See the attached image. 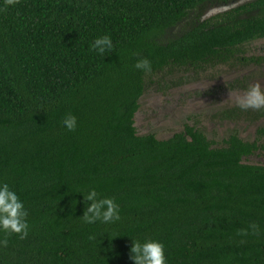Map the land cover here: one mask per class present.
<instances>
[{"label": "trees", "instance_id": "obj_1", "mask_svg": "<svg viewBox=\"0 0 264 264\" xmlns=\"http://www.w3.org/2000/svg\"><path fill=\"white\" fill-rule=\"evenodd\" d=\"M215 2L229 3L0 0V186L28 213L25 239L0 229V264H134L133 241L147 240L164 245L166 264H264V163L248 160L264 143L134 125L153 74L264 37V0L213 13ZM103 36L113 47L100 53ZM144 58L151 71L135 67ZM92 189L119 220L84 222Z\"/></svg>", "mask_w": 264, "mask_h": 264}, {"label": "rangeland", "instance_id": "obj_2", "mask_svg": "<svg viewBox=\"0 0 264 264\" xmlns=\"http://www.w3.org/2000/svg\"><path fill=\"white\" fill-rule=\"evenodd\" d=\"M244 1L246 0H228L229 3ZM220 3L222 2L210 5V8H213V13ZM263 46L264 39L255 41L253 45L255 53L264 52L259 49ZM186 67L187 70L175 71L181 67L174 66L169 72L166 68L164 72L153 74L147 80L146 91L140 98L139 109L134 117V125L138 133L152 132L157 138H165L174 132L183 130L184 125L190 124L200 128L209 140L220 143L234 127L233 125L242 134L241 136H245L248 140H252L257 127L264 128V118L254 121L244 113L237 116L223 115V113H229V110L239 107L230 93L242 95L246 91L241 88H232L227 84L234 75L239 76L241 73L246 76L245 70H243L244 66L231 63L219 64L207 68L204 72L196 74L195 77H193L195 75L192 72L193 69H190L192 67ZM250 77L255 78L261 84V91L264 92V71L253 69V74ZM183 79H187L186 86L176 88ZM178 82L179 85H176ZM168 85L173 88L166 91ZM157 111L166 112L155 113ZM248 160L252 163L255 160L262 161L260 157L257 159L248 157Z\"/></svg>", "mask_w": 264, "mask_h": 264}, {"label": "clouds", "instance_id": "obj_3", "mask_svg": "<svg viewBox=\"0 0 264 264\" xmlns=\"http://www.w3.org/2000/svg\"><path fill=\"white\" fill-rule=\"evenodd\" d=\"M4 3L6 6H14L19 3V0H4ZM92 47L100 53H104L106 49H112L113 45L109 36H103L95 39ZM135 67L146 72L151 71V63L146 58L137 61ZM230 96L243 110H260L264 108V92L261 91L259 82L250 85L242 95L230 93ZM62 123L69 131H74L77 127L76 117L71 114L67 115ZM83 197L85 210L82 219L85 223L92 224L98 220L103 223H111L120 219L119 206L113 199H99L95 189L83 194ZM27 215L28 213L17 194L10 190L6 183L0 186V229H3L6 233H15L19 235L20 239H25L28 235ZM249 229L253 234H259L260 230L257 224L249 225ZM249 229H240L237 235L247 236ZM243 242L241 241V243ZM0 244L7 247V239L0 241ZM130 252V258L134 261V264H166L164 245L158 241L147 240L143 244L133 241Z\"/></svg>", "mask_w": 264, "mask_h": 264}, {"label": "flooded vegetation", "instance_id": "obj_4", "mask_svg": "<svg viewBox=\"0 0 264 264\" xmlns=\"http://www.w3.org/2000/svg\"><path fill=\"white\" fill-rule=\"evenodd\" d=\"M239 3H241V2L220 3L217 5L218 6L217 8L220 10H223V9L225 10L226 6H228V8H230L233 5H238ZM262 39H264V37L250 40V41H248L242 45L233 46V47H231L230 52H225L223 56L218 54L217 57L213 58L212 59L213 63H208L207 65H202V66L197 67V68L191 66L192 68H190V69H193L194 71L192 70V72L195 74V75H193V77L197 76L196 74H200V73L204 72L207 68H212V67H215L219 64H221V65L227 64V63H231L232 65L238 64V65L244 66L243 70H245L246 76H243V74H241V73H239V76L234 75L233 78L227 82V84H228V86H230L232 88H241V89L247 90L249 88V86L253 84V82H255V83L257 82L255 78L250 77L251 74H253V69L254 70L261 69L264 71V52L255 53V51L253 49V45L255 44V41L262 40ZM259 49L264 51V46L260 47ZM256 52H259V51H256ZM179 70H187V69L181 67L180 69L175 70V71H179ZM242 80H243V82H242ZM263 80H264V78H263ZM186 83H187V79H183V81L180 83V85H179V82H178V84H176V85H179L176 88L185 87ZM263 83H264V81H263ZM172 88H173L172 86L168 85L166 87V91H169ZM212 89H213V87H212ZM199 99H201V98H199ZM165 112L166 111H162V112L157 111L155 113H165ZM240 113H244L245 116L251 117L254 121L264 118V108H262L260 110H253V109L243 110L240 107H235L234 109L229 110V113H223V115L237 116ZM189 126H195V125L189 124ZM233 126L234 127L231 128V130L228 132V134L226 135L225 138H227L229 134L234 133L239 138H241L242 140H246V141L257 140L258 142L264 143V139H263L264 138V128L257 127L256 130L254 131L255 133L253 132L254 134H253L252 140H248V139H246L245 136H241L242 134L238 131V129L236 128L235 125H233ZM195 127H197V126H195ZM198 129H200V128H198ZM225 138H223V139H225ZM248 157L249 158L255 157L256 159L260 157L262 159V161L261 160H255V162H253V163H258V162L264 163V151H261V150L257 151L256 154L250 155Z\"/></svg>", "mask_w": 264, "mask_h": 264}, {"label": "water", "instance_id": "obj_5", "mask_svg": "<svg viewBox=\"0 0 264 264\" xmlns=\"http://www.w3.org/2000/svg\"><path fill=\"white\" fill-rule=\"evenodd\" d=\"M216 13V12H215ZM135 115H136V113H135Z\"/></svg>", "mask_w": 264, "mask_h": 264}]
</instances>
